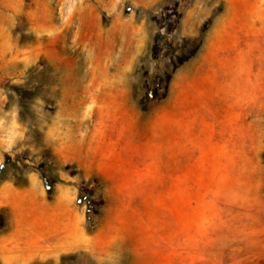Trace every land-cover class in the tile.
<instances>
[{"label": "rangeland", "instance_id": "1", "mask_svg": "<svg viewBox=\"0 0 264 264\" xmlns=\"http://www.w3.org/2000/svg\"><path fill=\"white\" fill-rule=\"evenodd\" d=\"M0 264H264V0H0Z\"/></svg>", "mask_w": 264, "mask_h": 264}, {"label": "trees", "instance_id": "2", "mask_svg": "<svg viewBox=\"0 0 264 264\" xmlns=\"http://www.w3.org/2000/svg\"><path fill=\"white\" fill-rule=\"evenodd\" d=\"M191 57H192V54L191 55H183L181 57H178V64H182L183 62H186Z\"/></svg>", "mask_w": 264, "mask_h": 264}]
</instances>
